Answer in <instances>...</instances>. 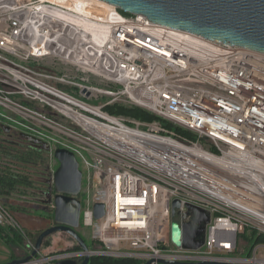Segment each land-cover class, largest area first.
Wrapping results in <instances>:
<instances>
[{"label":"built area","instance_id":"obj_1","mask_svg":"<svg viewBox=\"0 0 264 264\" xmlns=\"http://www.w3.org/2000/svg\"><path fill=\"white\" fill-rule=\"evenodd\" d=\"M122 102L195 137L107 110ZM0 121L47 141L52 154L50 141L64 140L84 159L81 223L98 244L40 249L16 264H82L87 255L264 264V243L241 240L264 234L263 52L102 0H0ZM188 204L211 212L198 249L171 240ZM7 208L0 201V224L15 222Z\"/></svg>","mask_w":264,"mask_h":264},{"label":"water","instance_id":"obj_2","mask_svg":"<svg viewBox=\"0 0 264 264\" xmlns=\"http://www.w3.org/2000/svg\"><path fill=\"white\" fill-rule=\"evenodd\" d=\"M117 5L126 13L142 14L151 21L175 29L190 31L209 39L238 45L264 53V0H102ZM0 127L10 133L12 126L0 121ZM25 138L40 148L51 151L43 139L30 133L21 132ZM59 166L51 172V196L48 204L54 203V224L38 236L32 254L24 259H14L7 264H16L31 259L42 248L44 240L55 232H67L85 251L89 246L78 229L81 225L82 200L79 195L83 187L84 174L76 153L66 147L54 150ZM181 206V200L172 203V214ZM181 221L171 223V240L185 249L200 248L206 238L211 212L187 205ZM97 218L104 215V205L94 206ZM87 255L82 264H89ZM239 264L232 261L202 260L185 262L168 258H150L144 264ZM57 264H78L76 260H61Z\"/></svg>","mask_w":264,"mask_h":264},{"label":"trees","instance_id":"obj_3","mask_svg":"<svg viewBox=\"0 0 264 264\" xmlns=\"http://www.w3.org/2000/svg\"><path fill=\"white\" fill-rule=\"evenodd\" d=\"M107 110L116 115H125L142 121L151 122L154 120L160 121L162 124L169 128L178 130L190 137H195V135L185 130L174 123L167 121L156 114L149 112L139 106H128L121 104H112L107 107ZM21 136V133L17 135L13 134V131L10 133L5 132L0 127V201L4 203L11 211H20L25 212L27 207L24 206L23 200L27 194V186L30 178L25 173V170L30 167V164L36 165L43 157V151L33 142V145L30 147ZM20 197L21 201L13 202L15 198ZM13 200V201H12ZM16 201V200H15ZM32 233L31 231L28 234ZM0 236L12 247V257L14 259H19L25 256H18L20 248L23 245L24 236L18 230L13 229L12 227H3L0 225ZM32 236V235H31ZM243 238L248 240L247 244H255L258 242L264 243V234L254 231L251 236L248 238L246 234H242ZM241 236V238H242ZM88 246H97L91 239V241H86ZM246 244V243H245ZM244 253L249 255L250 252L248 249ZM18 252V253H17ZM145 261L138 258L131 257H111V256H94L91 258L89 264H144Z\"/></svg>","mask_w":264,"mask_h":264},{"label":"rangeland","instance_id":"obj_4","mask_svg":"<svg viewBox=\"0 0 264 264\" xmlns=\"http://www.w3.org/2000/svg\"><path fill=\"white\" fill-rule=\"evenodd\" d=\"M53 66L57 67L58 69H61V70H64L66 72H69V73H75V71L73 70L72 67H69V66H64L63 64H61L60 62H57V63H53ZM97 81H99V79H96ZM104 83V82H102ZM117 104H120V103H117ZM121 105H128V106H131L133 104L131 103H125V102H122ZM135 106V105H133ZM124 117L126 118H132V117H129V116H125L123 115ZM16 118V117H15ZM18 121L20 119H18V117L16 118ZM133 119V118H132ZM139 120V119H138ZM137 120V121H138ZM140 122H145V121H142V120H139ZM15 125H23V124H20V123H16ZM25 128V126H21L19 128ZM26 129V128H25ZM13 132H15L16 130H12ZM18 132V131H16ZM52 139V138H51ZM51 145L54 147V149H56V147H65L63 146V142H65L64 140H58V138L55 140V139H52L51 141ZM79 159V158H78ZM81 169L83 171V174H84V178H83V187H82V191L79 195V198L82 200L83 204H85L87 202V199L89 198V166L84 162V159H81ZM2 162V161H0ZM58 163V160H54L53 164H56ZM16 200V201H15ZM15 200L13 202H18L20 203L21 199L20 197H17L15 198ZM7 210L10 212L11 215L14 216V219H15V222L13 223H10V222H7L5 221V223L3 224H0V225H3V227H12L13 229L15 230H18L19 232L23 233H28L29 231L28 230H31L32 231V236H31V243L32 245L30 246V248H28V243H29V240H25L23 241V245L21 246L20 248V252L17 254L18 256H25V255H28L30 253V250L31 249H34L33 247H35L36 245V242H37V238L39 236V234L47 227H50L52 226L51 223L53 222V220H50L48 221V223L44 222V223H40L38 221H33V220H29L27 219L28 217H26L25 215L27 214V212H16V211H11L9 208H7ZM13 224V225H12ZM79 233L84 237V239L86 241H91V229L89 228H86L82 223L78 229ZM246 234V237L248 238V236L250 237L249 233L248 232H245ZM23 236H24V233H23ZM242 236V235H241ZM241 240L247 244L248 240L244 239L243 236L241 238ZM77 244V241L70 235L68 234L67 232H55L51 235H49L45 240H44V243H43V246H42V250L43 251H47V250H50V249H58V248H66V246H75ZM249 244V243H248ZM77 247V246H75ZM240 253V252H239ZM243 254V252H242ZM12 260H14V258L12 257V247L0 236V264H6V263H9L11 262Z\"/></svg>","mask_w":264,"mask_h":264},{"label":"flooded vegetation","instance_id":"obj_5","mask_svg":"<svg viewBox=\"0 0 264 264\" xmlns=\"http://www.w3.org/2000/svg\"><path fill=\"white\" fill-rule=\"evenodd\" d=\"M18 132H13L17 135ZM25 139V138H23ZM27 140V139H26ZM45 141V140H44ZM30 147L33 145L31 141H25ZM47 142V141H46ZM44 152L42 159L38 164L32 165L25 170V173L30 178L27 186V194L23 200L24 206L27 207L25 215L27 219L38 221L40 223H48V221L53 220L51 223L54 224V203L48 204V200L51 196V172H55L59 166V163L53 164L56 161L54 155L51 151L41 148ZM83 205V202H82ZM82 211V210H81ZM46 229V228H45ZM31 231V230H28ZM32 232V231H31ZM28 234V233H27ZM31 233L28 236L31 238Z\"/></svg>","mask_w":264,"mask_h":264}]
</instances>
